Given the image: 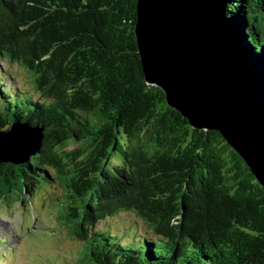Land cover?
Masks as SVG:
<instances>
[{
	"label": "trees",
	"instance_id": "trees-1",
	"mask_svg": "<svg viewBox=\"0 0 264 264\" xmlns=\"http://www.w3.org/2000/svg\"><path fill=\"white\" fill-rule=\"evenodd\" d=\"M136 4L0 0V131L42 128L26 162H0V202L59 185L81 264H264V187L218 130L192 128L145 83ZM226 18L229 74L264 109V0H229ZM122 213L145 229L97 228Z\"/></svg>",
	"mask_w": 264,
	"mask_h": 264
},
{
	"label": "water",
	"instance_id": "water-1",
	"mask_svg": "<svg viewBox=\"0 0 264 264\" xmlns=\"http://www.w3.org/2000/svg\"><path fill=\"white\" fill-rule=\"evenodd\" d=\"M229 0H137L134 34L145 83L192 128L218 130L264 187V109L239 78L226 50ZM42 128L0 131V162L22 164Z\"/></svg>",
	"mask_w": 264,
	"mask_h": 264
},
{
	"label": "rangeland",
	"instance_id": "rangeland-1",
	"mask_svg": "<svg viewBox=\"0 0 264 264\" xmlns=\"http://www.w3.org/2000/svg\"><path fill=\"white\" fill-rule=\"evenodd\" d=\"M1 67L8 70L18 88L37 97L24 69L4 61ZM62 192L56 184L41 189L25 203L0 202V255L7 253L0 264H81L84 244L70 236L60 217ZM97 228L111 232L130 228L137 236L145 226L133 215L122 213L102 221Z\"/></svg>",
	"mask_w": 264,
	"mask_h": 264
}]
</instances>
